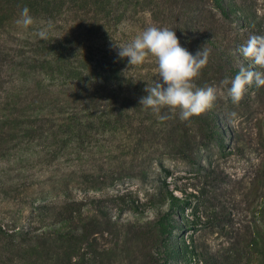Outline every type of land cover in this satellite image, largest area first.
I'll return each instance as SVG.
<instances>
[{"label":"rangeland","instance_id":"1","mask_svg":"<svg viewBox=\"0 0 264 264\" xmlns=\"http://www.w3.org/2000/svg\"><path fill=\"white\" fill-rule=\"evenodd\" d=\"M150 25L220 87L264 0H0V264H264V87L158 119L154 58L115 47Z\"/></svg>","mask_w":264,"mask_h":264},{"label":"clouds","instance_id":"2","mask_svg":"<svg viewBox=\"0 0 264 264\" xmlns=\"http://www.w3.org/2000/svg\"><path fill=\"white\" fill-rule=\"evenodd\" d=\"M15 23L23 29L34 25L30 9L24 7ZM48 27L35 34L46 40ZM115 47L118 48V57L127 59L130 67L154 58L159 78L147 85V95L140 98V104L160 120L167 118L161 114L162 110H167L172 117L178 116L181 122L200 116L213 106L224 87H227V95L233 104H238L252 85L264 87V71L258 70L264 69V36L261 35H249L236 49L238 72L231 80L225 78L221 81L220 87H198L195 83L209 61L207 46L193 55L181 46L176 31L168 27L150 25L130 42L123 45L115 43Z\"/></svg>","mask_w":264,"mask_h":264}]
</instances>
